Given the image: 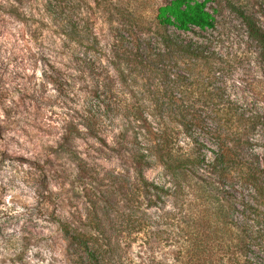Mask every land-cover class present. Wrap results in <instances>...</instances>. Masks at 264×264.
Returning a JSON list of instances; mask_svg holds the SVG:
<instances>
[{"label":"rangeland","instance_id":"374dc122","mask_svg":"<svg viewBox=\"0 0 264 264\" xmlns=\"http://www.w3.org/2000/svg\"><path fill=\"white\" fill-rule=\"evenodd\" d=\"M168 1L0 0V264H90L92 257L74 248L58 223L85 230L87 217L93 216L101 220L103 233L118 232L120 220L97 189L110 196L120 178L134 181L138 171L131 152L139 140L143 143L146 126L174 127L168 109L174 107L172 97L204 114V107H225L226 131L242 134L238 153L258 160L264 170V49L250 35L251 26L264 32V0H212L207 8L214 28L180 33L168 27L167 34L207 44L206 55L217 64L200 67L206 72L214 65L222 94L218 102L206 98L214 87L208 89L207 79L203 85L190 75L177 86L159 73H185L184 63L148 64L150 41L159 47L164 33L156 13ZM139 51L145 54L142 63L132 58ZM170 87L174 91L162 97ZM177 142L193 146L183 134ZM206 142L202 151L211 157L218 151L217 136L209 135ZM142 171L156 183L169 178L156 159ZM222 186L236 202L227 218L239 223L243 202L252 198L250 187L229 179ZM182 200L183 208L172 198L152 207L146 201L137 213L164 225L166 210L181 212L194 220L189 232L195 237L211 234L207 224L217 216L223 223L220 205L197 186L191 185ZM162 232L150 253L142 232L113 264H135L148 253L158 264H175L176 232ZM226 232L228 241L213 250L217 255L236 244L237 236ZM145 235L152 236L151 231ZM249 261L264 264V254L250 252Z\"/></svg>","mask_w":264,"mask_h":264},{"label":"trees","instance_id":"16d2710c","mask_svg":"<svg viewBox=\"0 0 264 264\" xmlns=\"http://www.w3.org/2000/svg\"><path fill=\"white\" fill-rule=\"evenodd\" d=\"M211 1L169 0L161 5L157 10L156 19L164 33L160 35V41H157L160 44L159 47H154L153 42L150 41L147 49L150 52L149 60L151 61L148 64L152 66L155 62L164 60L175 64L184 63L185 73L189 75L187 78H184L185 73L180 71L171 72L168 69H161L159 73L177 86H184L185 80L189 79L190 75L203 85V81L207 79L208 89L212 85L214 87L209 90L206 98L209 101L218 102L222 94L220 87L215 85L216 69L211 67L214 65H211L206 72L203 67H200L203 64H217L213 60L210 61L211 55H206L204 48L207 44L197 41V44H193L191 41L182 39L179 33L174 36L166 33L170 26L180 33L191 31L194 27L201 30L214 28L215 17L207 8V4ZM250 28L251 37L264 49V32L252 26ZM144 55L139 51L133 53L132 58L137 60L136 63H142L141 61L146 60H142ZM262 60L264 64V57ZM170 72L175 76L173 80L170 78ZM166 91L162 97L170 94L174 89L170 87V90ZM173 98L174 101H172ZM172 99L168 101H172L174 107H168V109L175 123L174 127L166 124L158 125V127L146 126L143 143L139 140L140 146L131 152L130 158L135 163L134 169L138 171L134 181L124 182L123 178H120L114 189L115 194L110 196L106 191L100 192L97 189L98 197L106 203L107 208L113 206L120 220L118 232L103 233L105 229L101 227V220L93 216L87 217L85 224L89 229L85 230L80 225L73 226L71 222L58 223L71 245L81 250L87 257H92L90 264L119 262L120 259L117 258H121L119 255L123 249L133 244L137 240L135 237L142 232L144 234L141 242L150 253L152 244L156 240L155 236L160 238L163 228L166 231L176 232L174 237L177 236L178 249L173 257L175 264H251L250 252L264 254V181L262 176L264 170L259 161L251 162V159H246V156L238 153L242 134L226 131L230 119L225 107H204L206 110L205 114L202 112L203 115L197 111V107H184L182 103H179L178 100H183L181 97H172ZM158 108L162 110V107ZM210 121L214 122L213 127L208 125ZM200 130L205 134L202 137H200ZM180 134L186 136L193 146L187 148L180 146L177 142ZM209 135L217 136L218 145V151H214L211 157L202 151V147L207 144L206 137ZM154 159L163 164L169 176L167 182L156 183L145 177L142 167ZM232 169L237 172L232 173ZM86 177L83 179L87 180ZM226 179L243 182L250 187L252 198L245 204L243 202V220L239 223L235 222L233 217L227 218L228 213L235 208L236 202L223 189L222 182ZM191 185L201 189L208 199L218 203L224 211L222 224L232 233V239H234L233 235L237 236L232 250L228 244L227 250L220 255L213 251L218 246H224V242L228 241L227 229L222 231L218 216L215 223L210 221L207 224L211 228V234L195 237L189 232L191 224L195 223L194 220L190 219V216L184 219L185 215L181 212L173 213L166 210L163 215L168 220L164 225L152 221L151 216L146 212L137 213L146 201L149 202L147 206L152 207V204L160 201L166 203L168 198H172L175 205H181L183 208L182 197L189 194ZM259 205H262V209L258 207ZM147 230L151 231L152 236L145 235ZM253 247L257 248V252L253 251ZM149 253L140 255L139 261L135 264H158Z\"/></svg>","mask_w":264,"mask_h":264}]
</instances>
